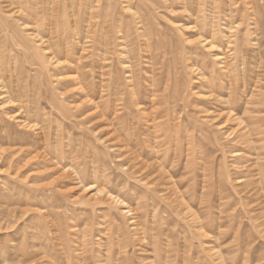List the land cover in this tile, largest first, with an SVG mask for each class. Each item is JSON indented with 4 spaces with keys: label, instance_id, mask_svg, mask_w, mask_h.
Listing matches in <instances>:
<instances>
[{
    "label": "rangeland",
    "instance_id": "obj_1",
    "mask_svg": "<svg viewBox=\"0 0 264 264\" xmlns=\"http://www.w3.org/2000/svg\"><path fill=\"white\" fill-rule=\"evenodd\" d=\"M0 215V264H264V0H0Z\"/></svg>",
    "mask_w": 264,
    "mask_h": 264
},
{
    "label": "bare ground",
    "instance_id": "obj_2",
    "mask_svg": "<svg viewBox=\"0 0 264 264\" xmlns=\"http://www.w3.org/2000/svg\"><path fill=\"white\" fill-rule=\"evenodd\" d=\"M220 117H221V116H220ZM150 131H151V130H150ZM146 164H147V163H146ZM64 174H65V173H64ZM170 182H171V180H170ZM176 190H177V189H176ZM177 192H178V191H177ZM183 201H184V200H183ZM185 206H186V205H185ZM178 208H179V207H178ZM16 214H17V213H16ZM29 216H30V215H29ZM195 219H196V218H195ZM2 220H4V219H3V216L0 215V224H2ZM7 220H9L10 223L12 222V219H7ZM27 220H28V219H27ZM24 222H26V221H24ZM5 223H6V222H5ZM10 223H9V224H10ZM7 225H8V223H7ZM11 225H12V224H11ZM1 228H2V227H1ZM5 228H7V227H5ZM5 228H4V229H5ZM40 236H41V235H40ZM42 236H43V235H42Z\"/></svg>",
    "mask_w": 264,
    "mask_h": 264
}]
</instances>
